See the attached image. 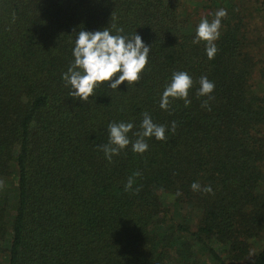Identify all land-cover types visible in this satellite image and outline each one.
<instances>
[{
  "label": "trees",
  "instance_id": "16d2710c",
  "mask_svg": "<svg viewBox=\"0 0 264 264\" xmlns=\"http://www.w3.org/2000/svg\"><path fill=\"white\" fill-rule=\"evenodd\" d=\"M221 8L209 59L193 40ZM199 10L191 21L178 0H0V264H264V0ZM107 27L140 35L148 63L138 82L74 100L62 75L77 33ZM177 71L191 103L161 109ZM202 76L211 98L197 96ZM145 112L167 139L109 162L108 124L132 123L134 141Z\"/></svg>",
  "mask_w": 264,
  "mask_h": 264
},
{
  "label": "clouds",
  "instance_id": "9594fccd",
  "mask_svg": "<svg viewBox=\"0 0 264 264\" xmlns=\"http://www.w3.org/2000/svg\"><path fill=\"white\" fill-rule=\"evenodd\" d=\"M227 12L221 8L215 13V18L209 22L208 19H202L196 28V36L193 43L201 41L206 42V54L209 59H213L217 48L216 41L220 32L221 18L226 17ZM123 29H117V34L112 35L107 28L97 31L80 30L77 33L75 46L73 48L74 61L71 62L68 70L63 73L62 79L65 86H70L69 96L74 100L79 99L82 103L94 94L97 86L107 84L111 89H117L118 86L127 82V85L139 81L140 73L148 63L150 47L147 46L142 37L135 34L131 38L119 33ZM200 87L197 90V96H208L214 90V83L209 81L206 76H202L199 80ZM193 86V80L187 72L177 71L172 74L169 84L163 91L160 108L168 110L171 99H183L185 106L191 101L188 99L189 90ZM203 107H208V101L202 103ZM210 110V109H209ZM134 125L125 122H110L108 124V142L98 145V148L105 154V158L111 162L114 155H119L130 143L132 151L142 154L148 149L145 138H155L158 141L167 139L165 125H157L153 122L150 115L145 112L140 123V130L133 133L136 137L131 141L128 133L132 131ZM176 129V122H172V132ZM140 173H133L125 184V191L132 189L134 178ZM191 189L202 191L204 193H212L210 186L203 188L198 182L191 184ZM139 191V188L136 189ZM180 193L178 192L177 195ZM256 255L255 251H250L247 258Z\"/></svg>",
  "mask_w": 264,
  "mask_h": 264
},
{
  "label": "rangeland",
  "instance_id": "374dc122",
  "mask_svg": "<svg viewBox=\"0 0 264 264\" xmlns=\"http://www.w3.org/2000/svg\"><path fill=\"white\" fill-rule=\"evenodd\" d=\"M180 1L182 4H184L186 6V12L189 15V20L191 21H196L198 20L197 18L199 17V15L201 14V11L199 10V6L202 4L203 0H178ZM241 1L244 5L247 3H250L253 0H239ZM253 25L256 23V20L253 19ZM263 31V29L261 30V32ZM262 35H264V32H262ZM263 38L261 39V41H263ZM264 53V50H263ZM264 56V54H263ZM11 179V178H10ZM12 186H13V180L11 179V181L4 182V186L3 188L7 190V192L12 190Z\"/></svg>",
  "mask_w": 264,
  "mask_h": 264
}]
</instances>
